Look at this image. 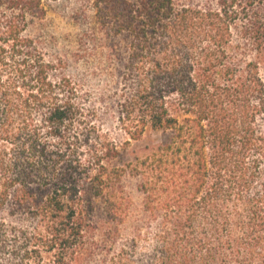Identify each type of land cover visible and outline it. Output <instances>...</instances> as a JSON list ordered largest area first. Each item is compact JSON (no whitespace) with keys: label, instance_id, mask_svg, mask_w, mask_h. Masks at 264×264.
Here are the masks:
<instances>
[{"label":"trees","instance_id":"16d2710c","mask_svg":"<svg viewBox=\"0 0 264 264\" xmlns=\"http://www.w3.org/2000/svg\"><path fill=\"white\" fill-rule=\"evenodd\" d=\"M45 3L0 0V264H264V0H80L119 139L25 36Z\"/></svg>","mask_w":264,"mask_h":264},{"label":"rangeland","instance_id":"374dc122","mask_svg":"<svg viewBox=\"0 0 264 264\" xmlns=\"http://www.w3.org/2000/svg\"><path fill=\"white\" fill-rule=\"evenodd\" d=\"M80 0H46V14L42 17L29 16V23L25 36L35 41L36 48L41 51L47 60L55 61L64 57L62 65H54L53 79L63 75H70L76 81L78 88L77 101L87 106L96 105L101 118L99 125L111 137L119 139L122 129L119 120L108 112L101 98L107 93L110 83L109 72L99 65L100 61L77 58L79 51L78 39L84 29L72 18L71 12ZM160 134L154 133L141 140L144 145L151 140H157ZM151 139V140H150ZM127 188L132 193L135 203L141 202V194L135 188V180H126Z\"/></svg>","mask_w":264,"mask_h":264}]
</instances>
